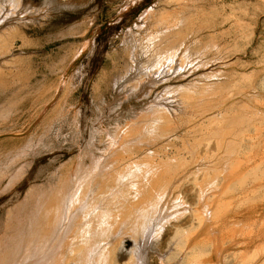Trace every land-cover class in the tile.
<instances>
[{"label":"rangeland","instance_id":"obj_1","mask_svg":"<svg viewBox=\"0 0 264 264\" xmlns=\"http://www.w3.org/2000/svg\"><path fill=\"white\" fill-rule=\"evenodd\" d=\"M56 91L57 103L41 107ZM156 107L170 120L156 121ZM88 182L99 191L95 204L121 197L112 204L117 220L138 225L114 240L106 264H127L144 223L134 264H174L168 249L178 243L182 264H264V0H0L7 253L31 228L49 229L40 211L38 228L26 226L37 202L72 216ZM65 187L74 192L69 213ZM138 210L152 215L145 222ZM82 215L62 227L58 249ZM15 227L29 234L15 236Z\"/></svg>","mask_w":264,"mask_h":264},{"label":"bare ground","instance_id":"obj_2","mask_svg":"<svg viewBox=\"0 0 264 264\" xmlns=\"http://www.w3.org/2000/svg\"><path fill=\"white\" fill-rule=\"evenodd\" d=\"M133 3L134 2H132L131 4H133ZM97 29H98V27H97ZM97 29H94V31L92 32V35L90 36L89 41L93 40V37H94V35L97 32ZM172 32H174V31H172ZM178 40H179V38H178ZM174 42H175V40H174ZM88 45H90L89 42H88ZM178 45H179V43H178ZM161 46H163V45H161ZM174 52H175V50H174ZM169 53L171 54V52H169ZM172 54H173V51H172ZM173 56H174V54H173ZM168 57H170V55H168ZM158 59H160V58H158ZM168 59H171V61H173L171 57L168 58ZM162 60L164 61V59H162ZM171 61L169 60V62H171ZM165 64H168V61ZM161 65H163V64L160 63V66ZM157 66H159V65H157ZM161 67L163 69V66H161ZM154 68H155V66H154ZM154 68L153 67L150 68V69H153V71L151 73L152 74L153 73L160 74L161 69L159 68L160 70H154ZM147 73H148V70H147ZM59 91H56V93L51 98L46 100L41 105V107H49L51 105H55L57 103V101H58V98H59ZM152 107H154V106H152ZM163 108L164 107H162V109ZM152 109L155 112L154 115H156V121L160 120L159 122H161V120H162V122H164L165 120H168V121L170 120V114H168V112H166L168 110L161 111L162 109H159L158 107H156L155 109L154 108H152ZM165 112L167 114H165ZM163 119H165V120H163ZM158 125H159V123H158ZM156 128H157V126H156ZM157 129H159V128H157ZM130 165H131V163H130ZM226 169H227V167H226ZM126 171H128L127 167H126ZM123 173H124V171L120 172L119 176H118L119 177V179H118L119 181L118 182H120V183L124 182V180L126 179L125 176L127 174L126 173L123 174ZM130 174H132V171H131ZM133 174H135V173L133 172ZM138 174H140V172H138L137 175ZM121 176H123V178H121ZM132 179L135 180L134 177ZM87 185H85V190H84L83 194L81 195L79 201L77 203H75V205L77 207V211L72 216H70L69 214L68 215L64 214L63 216H61V214H59V208L57 207L58 205L57 206L55 204H53V205L46 204L45 205V203L41 204L40 202H37L35 211L33 213H31V215H28V217H31V218H27V214L25 213L26 218L29 219V221H27V223H29V224H27V225L25 224V225L27 227H28V225H30V228H31V225H33V224H35V226H36V222L33 223L35 221V220L33 221V219H34V217L36 218L37 212L40 211V215H42L41 216L42 220H47L46 222L48 223V228L50 229V235H48V233H45V232H47V230L49 231V229L45 230V228L43 226L44 224L41 225V223H40L41 220H40V222L37 221L39 223V225L42 226L41 227L42 228L41 231H39L38 229H36V230L34 229L33 231H31L32 228H31V230L27 229V227L24 228V229L29 230V233H30L31 237L30 238L28 237L29 240H27L26 242H25V238L27 236L24 237V242H20L18 240L19 244L16 242L17 240L14 241L13 244L17 243L18 246L17 247L15 246L16 254L12 253L11 255L9 254V252L11 253L13 251L14 245L12 244L13 247L10 246L12 250L9 248L10 251L7 250V251H9L7 253L5 248H3V247H5L3 245L6 243L5 245L9 246L7 243H9L10 241L4 243V239L1 238L0 239V255H1V252H2V256L0 257V263H2V264H65L67 259H71L72 261H74L75 264H106L108 262L107 261L108 259H110V261H112L114 259V252H115V247H114V244H113L114 240L117 239L119 236H121L122 233L128 232L129 231V227H131V226L133 227V225H134V227L137 228L135 226L137 224H134L136 222H134L131 225L129 224L130 219L128 218V216H130V215L125 216V217H127L129 219V221H128L127 218H126L128 223L127 222L125 223V219H124V221H122L123 218H122V220H121V218H119V220H121V221L117 220V218L120 217V215H118L119 213H117L118 216H115L116 214H115V212H113L114 211L113 208L115 209V207H113L112 204H113V201L118 200L119 198H120V201H121V197H119V198H117L115 200L107 199V200L103 201L102 203L95 204L93 201L99 195V191L96 190V189H93L91 187L90 182H88ZM112 190H114V189L112 188ZM117 190H119V189H117ZM113 193L116 196V193L115 192H113ZM73 195H74V192H71V189H68L67 187H65L61 191V204L62 203L65 204V207H64L65 209L64 210H66L67 212L69 211V209L72 206V205L69 204V201L71 200ZM113 196H112V198H113ZM117 197H118V195H117ZM77 198H76V200H77ZM109 200L112 201V203ZM45 201H46V199H45ZM118 203H121V202H118ZM121 204H124V203H121ZM182 204L186 205V201L184 199L180 202V205H182ZM44 206H46V207H44ZM114 206H116V204ZM124 207H125V205H124ZM132 207H131V209H132ZM137 207H138V205L136 207H133V209L135 208L136 213H137V210H136ZM141 207H142V205H141ZM127 209H129V207ZM131 209L128 210V211L126 210V211L129 213V211H131ZM121 210L120 211L122 213L123 209L121 208ZM79 212L82 213L83 215H82V217L77 218V223H76L78 225L77 233H74L72 239L69 241V244L65 248H63V249L59 248L58 249L57 247H59L60 243L62 242L63 235H64V231L62 230V227L66 228L69 223L72 225L73 221L76 220V217H78L80 215ZM134 212H133V215H134ZM138 212H140V210H138ZM16 213H17V211H16ZM136 213H135V216H137ZM143 213L140 212V216ZM11 214H12V217H13L14 216L13 213H10L9 216L11 217ZM130 214H132V213L130 212ZM18 215H21V214H18ZM133 215H132V217H135ZM151 215H152L151 211L148 212V213L145 211V214H143V216H141V217L146 222V218L151 217ZM22 216L24 217V214ZM121 216H123V214H121ZM141 217H139V215L137 216V218H141ZM13 218L15 219L16 216L13 217ZM137 218H136V220H137ZM111 219H113V220L111 221ZM11 220H12L11 223L14 224L13 219H11ZM15 220L18 221V223H16L18 225V227H21V225L23 226V223L26 222V221L23 222V220L21 221V218H17ZM134 220H135V218H134ZM134 220H132V221H134ZM65 221L68 222L67 225H66ZM138 222H140V221L137 220V223ZM38 223H37V225H38ZM47 223H46V226H47ZM130 223H131V221H130ZM10 224H8V225H10ZM116 225H117V228L115 227L116 228L115 229L114 226H116ZM147 225H148V223H146V224L144 223L143 227L140 230L136 229L135 233H133V234H136V235L133 236L134 237V245L126 253L123 262H126L127 264L137 263L141 253L144 254L142 245L144 244V242H143L145 240L144 233L146 231ZM154 225H156V224H154ZM13 226H15V224ZM18 227H15L18 230L17 232L15 231L16 232L15 236L16 235L17 236L21 235L22 238H23V236L26 233L29 234L28 231L25 230L26 231V233H25L23 229H18ZM36 227L38 228V226H36ZM163 227H164L163 225H160L158 227H154L153 235L154 236H158L160 233H162ZM8 228H10V227H8ZM12 229L14 231V227ZM39 229H40V226H39ZM133 230H135V229H133ZM131 232H133V231H131ZM182 234H186V230H182ZM10 236H11L10 234L9 235H7V234L5 235L4 234L3 237H6V238L10 239L11 238ZM57 236H58V241L56 239ZM185 240L186 239H182L181 242L184 243ZM49 242L51 243V247L48 250L47 244ZM184 246L185 245H182L181 243H178L176 246H174L172 248H169L168 249L169 250L168 251L169 258L168 259L173 261L174 264H182V263H184L185 262ZM169 260H166V261H169ZM22 261H24V262H22Z\"/></svg>","mask_w":264,"mask_h":264}]
</instances>
